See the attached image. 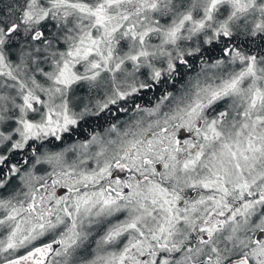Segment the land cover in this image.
<instances>
[{
    "label": "snow or ice",
    "instance_id": "6c2138e0",
    "mask_svg": "<svg viewBox=\"0 0 264 264\" xmlns=\"http://www.w3.org/2000/svg\"><path fill=\"white\" fill-rule=\"evenodd\" d=\"M0 264H264V0H0Z\"/></svg>",
    "mask_w": 264,
    "mask_h": 264
},
{
    "label": "trees",
    "instance_id": "16d2710c",
    "mask_svg": "<svg viewBox=\"0 0 264 264\" xmlns=\"http://www.w3.org/2000/svg\"><path fill=\"white\" fill-rule=\"evenodd\" d=\"M198 68L194 65L191 72H187L182 77L178 78L174 87H169V91H177L181 85L188 79L189 76H194ZM160 95L159 90L155 93H147L143 96L142 99L138 100L137 103H141L142 105L146 107H151L156 103L157 97ZM119 117L116 118L109 117V119H101L100 121H90L89 123H85L82 125L81 129L77 133V136L79 139H87L88 136L93 132L97 131L100 133H104L105 129L109 126L111 123H116V120ZM131 114L127 116V120L131 119Z\"/></svg>",
    "mask_w": 264,
    "mask_h": 264
},
{
    "label": "flooded vegetation",
    "instance_id": "af4514ba",
    "mask_svg": "<svg viewBox=\"0 0 264 264\" xmlns=\"http://www.w3.org/2000/svg\"><path fill=\"white\" fill-rule=\"evenodd\" d=\"M139 103V102H138ZM113 111H115V109H113ZM131 113H129L128 115L125 114H118L117 116L119 117L118 119L121 121L127 120V116H129ZM111 117V116H109ZM109 117H107V119H109Z\"/></svg>",
    "mask_w": 264,
    "mask_h": 264
},
{
    "label": "rangeland",
    "instance_id": "374dc122",
    "mask_svg": "<svg viewBox=\"0 0 264 264\" xmlns=\"http://www.w3.org/2000/svg\"><path fill=\"white\" fill-rule=\"evenodd\" d=\"M134 118V117H133Z\"/></svg>",
    "mask_w": 264,
    "mask_h": 264
}]
</instances>
